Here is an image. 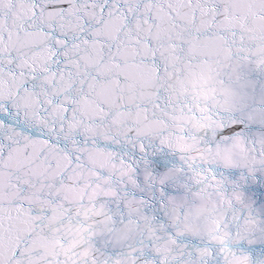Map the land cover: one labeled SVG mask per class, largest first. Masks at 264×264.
Masks as SVG:
<instances>
[{
    "label": "snow or ice",
    "instance_id": "snow-or-ice-1",
    "mask_svg": "<svg viewBox=\"0 0 264 264\" xmlns=\"http://www.w3.org/2000/svg\"><path fill=\"white\" fill-rule=\"evenodd\" d=\"M0 264H264V0H0Z\"/></svg>",
    "mask_w": 264,
    "mask_h": 264
}]
</instances>
